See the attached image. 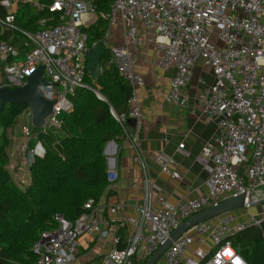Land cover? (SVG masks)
Masks as SVG:
<instances>
[{
	"label": "built area",
	"instance_id": "2783aa9c",
	"mask_svg": "<svg viewBox=\"0 0 264 264\" xmlns=\"http://www.w3.org/2000/svg\"><path fill=\"white\" fill-rule=\"evenodd\" d=\"M97 0H3L0 5L9 14L0 19L3 32L15 33L20 47L0 42V62L12 89L26 85L28 77L43 68L41 87L44 98L54 101L46 127L60 130L61 117L72 111V98L78 90L89 89L106 100L99 87L89 86L86 57L96 48L90 46L85 29L99 19L108 24L105 44L108 55L101 71L115 68L132 88L126 114L112 116L128 135L137 160L146 168L137 136L128 131L129 120L138 130L143 121L137 89L144 86L136 72L144 32L158 54L157 66L175 72L167 102L180 109L190 107L185 89L191 84L195 69L202 62L210 69L211 80H202L197 98L202 116L217 125V135L206 143L200 159L207 171V192L176 204L160 198L153 207L147 194L136 216L118 221L114 215L120 206L108 208L106 233L113 237V249L101 264H136L147 262L185 221L231 198L245 195L246 212L231 211L198 224L177 239L156 264H248L234 246V239L247 229L258 228L264 239V207L257 213L249 209L264 201V0H112L109 13H98ZM25 5L34 14L50 13L41 19L39 29L28 31L16 23L12 7ZM55 22L52 24L51 22ZM123 31L122 45H109L114 31ZM25 139H33L30 126L22 128ZM26 142V143H27ZM28 145V143H27ZM26 147L24 146L23 149ZM40 148V149H39ZM185 149L180 145L179 150ZM27 167L45 150L37 145L30 152ZM173 161L160 159L162 171L174 179L179 174L170 169ZM118 179L108 171L109 183ZM96 203L88 201L85 212L75 222L57 214L56 228L42 234L33 246L34 264H72L84 236L101 235ZM119 228H129L126 245L119 249Z\"/></svg>",
	"mask_w": 264,
	"mask_h": 264
},
{
	"label": "trees",
	"instance_id": "16d2710c",
	"mask_svg": "<svg viewBox=\"0 0 264 264\" xmlns=\"http://www.w3.org/2000/svg\"><path fill=\"white\" fill-rule=\"evenodd\" d=\"M96 3L99 14L109 13L112 0ZM8 14L0 5V19ZM51 17L47 12L31 15L22 8L16 23L22 29L35 31L41 19ZM107 30V22L101 19L86 28L89 45L97 47L105 40ZM0 42H9L6 33ZM107 55L108 51L101 64ZM86 83L92 87L96 84L106 100L89 89L78 90L72 98V111L61 117L64 137L58 142L36 129L46 152L36 157L29 169L28 187L16 184L7 172L6 143L4 137L0 139V264H34L32 248L43 233L56 228L55 215L75 222L84 214L85 204L99 201L110 185L105 149L124 135L111 109L117 115L126 114L132 88L115 68L104 70L96 82L88 76ZM25 108L5 106L0 113V127H12ZM233 244L248 264H264V239L258 228L247 229Z\"/></svg>",
	"mask_w": 264,
	"mask_h": 264
},
{
	"label": "crops",
	"instance_id": "0c3cea01",
	"mask_svg": "<svg viewBox=\"0 0 264 264\" xmlns=\"http://www.w3.org/2000/svg\"><path fill=\"white\" fill-rule=\"evenodd\" d=\"M22 8H26L31 15H36L30 8L21 4H16L11 10L17 17ZM5 33L9 42L20 47L21 40L17 34L3 32L0 29V37ZM140 37L142 46L135 69L145 82L143 87L137 89L143 121L138 130L129 121L127 127L130 133L137 136L146 168L137 160L128 135L124 134L118 141L110 142L106 146L108 171L111 169L116 171L118 179L110 183L105 194L95 204L102 234L82 237L77 257L72 264H101L104 256L113 249V237L106 233L107 220L110 217L109 207L120 206L114 217L121 221L136 216L137 208L144 205L147 194H152L153 207L157 209L160 207V198L176 204L182 199L196 198L207 192L205 182L208 174L200 159V153L206 143L217 135V125L204 119L197 98L202 90V80L207 82L211 80L210 69L202 62L197 64L192 82L184 91L190 97L188 109L183 110L171 105L166 98L175 72L160 69L157 66L158 54L154 46L147 41L143 31L140 32ZM122 42L123 31L117 28L109 45H122ZM4 66L5 64L0 62V87L7 84ZM24 126H30L32 129L34 137L29 142L22 132ZM42 132L50 134L48 129ZM54 133L56 136H62L56 139L57 142L64 137L60 130H55ZM2 137L6 143V170L16 184L26 188L31 183V174L27 167L29 152L37 145L46 152L44 143L38 138V131L32 126L30 109L25 108L15 119L12 127L8 129L0 127V139ZM180 145H185V149L179 150ZM164 158L173 161L170 169L179 174L178 179L162 171L159 160ZM116 230V236L120 240L117 247L122 249L127 243L130 229L119 228L117 225ZM145 263L143 257L136 260V264Z\"/></svg>",
	"mask_w": 264,
	"mask_h": 264
},
{
	"label": "water",
	"instance_id": "95a60500",
	"mask_svg": "<svg viewBox=\"0 0 264 264\" xmlns=\"http://www.w3.org/2000/svg\"><path fill=\"white\" fill-rule=\"evenodd\" d=\"M107 47L105 41L99 42L97 47L88 53L86 57V70L89 77L94 81L102 76L101 62L105 57ZM43 68L38 67L27 79L25 86L17 89H12L8 86L0 87V113L5 106H24L31 111L32 126L35 129H43L46 125V120L53 112L54 101H48L44 98L41 87L47 86L50 82L42 77ZM129 122L135 125L134 120ZM245 195H240L220 203L218 206L212 207L189 220L183 222L170 236L167 243L162 246L145 264H156L164 253L172 246V244L184 235L189 229L194 226L210 221L227 212L236 211L246 207ZM264 204V201L260 202Z\"/></svg>",
	"mask_w": 264,
	"mask_h": 264
},
{
	"label": "rangeland",
	"instance_id": "374dc122",
	"mask_svg": "<svg viewBox=\"0 0 264 264\" xmlns=\"http://www.w3.org/2000/svg\"><path fill=\"white\" fill-rule=\"evenodd\" d=\"M45 129H48V132L52 135V137L54 139H60L62 136L59 135V136H56V134L54 133L55 130H53V128H49V127H46ZM52 129V130H51ZM264 207V204H261V205H258V206H255V207H252L250 210L251 213H257L260 209H262ZM246 208H242V209H239L238 212H243L245 213L246 212Z\"/></svg>",
	"mask_w": 264,
	"mask_h": 264
}]
</instances>
